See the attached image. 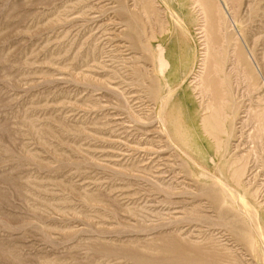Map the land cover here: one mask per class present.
Instances as JSON below:
<instances>
[{
	"label": "rangeland",
	"instance_id": "rangeland-1",
	"mask_svg": "<svg viewBox=\"0 0 264 264\" xmlns=\"http://www.w3.org/2000/svg\"><path fill=\"white\" fill-rule=\"evenodd\" d=\"M0 264H264V0H0Z\"/></svg>",
	"mask_w": 264,
	"mask_h": 264
}]
</instances>
